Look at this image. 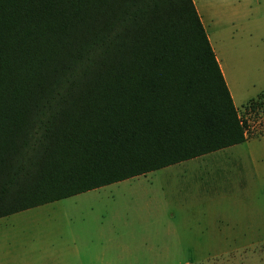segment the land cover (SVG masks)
<instances>
[{
	"label": "trees",
	"instance_id": "obj_1",
	"mask_svg": "<svg viewBox=\"0 0 264 264\" xmlns=\"http://www.w3.org/2000/svg\"><path fill=\"white\" fill-rule=\"evenodd\" d=\"M245 139L193 0H0V217Z\"/></svg>",
	"mask_w": 264,
	"mask_h": 264
},
{
	"label": "rangeland",
	"instance_id": "obj_2",
	"mask_svg": "<svg viewBox=\"0 0 264 264\" xmlns=\"http://www.w3.org/2000/svg\"><path fill=\"white\" fill-rule=\"evenodd\" d=\"M232 31L246 141L1 216L0 264H264V0H245ZM228 154L244 166L227 184Z\"/></svg>",
	"mask_w": 264,
	"mask_h": 264
},
{
	"label": "crops",
	"instance_id": "obj_3",
	"mask_svg": "<svg viewBox=\"0 0 264 264\" xmlns=\"http://www.w3.org/2000/svg\"><path fill=\"white\" fill-rule=\"evenodd\" d=\"M193 1H194L196 9L198 11V14L200 16V19L202 21V24L205 27L209 41H210V43L214 49L215 55L217 57L219 65L221 67L222 73L225 77L226 83L228 84V78L226 77V71H225L223 59L226 57L225 56L226 49L229 48L231 45V42L228 40V38H229V35L231 38L233 37L232 26L234 25V23L236 22L237 19H239L243 16V8L245 5V0H220L218 5L215 4V2H213L211 0H208V1L193 0ZM257 2H258V0H257ZM217 16H218V18H217ZM220 24H223L224 26L222 28H220L219 27ZM215 27H217L221 31L220 36H218V40H220V41L218 42V46H217L219 49V52H220L219 53L220 56L216 54V46H214L211 34L209 32L210 30L211 31H217V30H213V28H215ZM214 36H215V38H217L216 34ZM221 37H223V38L221 39ZM228 87L230 88L229 85H228ZM230 92H231V89H230ZM231 95H232V93H231ZM232 98H233V95H232ZM233 101H234V98H233ZM234 104L237 106L235 101H234ZM237 108H238V106H237ZM245 141H246V139H245ZM236 154H238V153H236ZM245 155H247V157H245V159L243 161H245L247 159H249V160L250 159L251 160L257 159V155L255 154V152L245 153ZM224 156H227V157L233 156V154H231V155L228 154V155H224ZM227 160L228 161L225 162L226 163L225 167L227 168L226 183L228 184L227 181L236 182L235 179H237L238 176H241L239 173L240 167H243L244 165L241 164V162H235V160L241 161V159L237 158V157L233 158V159H232V157L231 158L228 157ZM234 171H235L236 175L234 174ZM228 188H231V185H229Z\"/></svg>",
	"mask_w": 264,
	"mask_h": 264
},
{
	"label": "built area",
	"instance_id": "obj_4",
	"mask_svg": "<svg viewBox=\"0 0 264 264\" xmlns=\"http://www.w3.org/2000/svg\"><path fill=\"white\" fill-rule=\"evenodd\" d=\"M238 114H239V111H238ZM239 117H240V115H239ZM240 121H241V123H242V125H243V120L240 118ZM243 127H244V125H243ZM244 132H245V135H246V130H245V127H244Z\"/></svg>",
	"mask_w": 264,
	"mask_h": 264
}]
</instances>
